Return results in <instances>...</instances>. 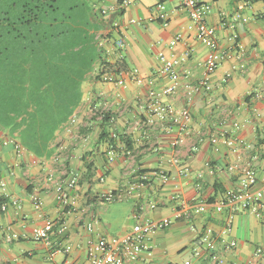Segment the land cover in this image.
I'll return each mask as SVG.
<instances>
[{"label": "crops", "instance_id": "obj_1", "mask_svg": "<svg viewBox=\"0 0 264 264\" xmlns=\"http://www.w3.org/2000/svg\"><path fill=\"white\" fill-rule=\"evenodd\" d=\"M75 1L89 22L90 34L101 32L106 39L99 49L102 58L110 62L123 59L127 64L122 71L125 82L119 85L88 75L81 102L73 112L77 125L71 131L65 123L59 128L47 158L17 150L15 141L0 127V181L4 182L0 203H6V209H0V264H43L50 257L56 262L91 264L88 239L109 241L137 222L173 219L174 209L183 202H214L225 191L239 189L244 165L257 173L254 188L261 186L264 0H201L209 6L206 21L215 30V51L220 58L210 74V90L192 95L187 134L174 148L169 145L176 134L171 122H156L146 135L141 129L148 90H159L168 81L160 71L158 53L172 56L175 69L186 75L174 94L161 99L179 109L186 104L188 86L201 78L203 60L212 48L196 37L195 26L178 0H127L125 5L124 0ZM118 38L122 46L117 45ZM131 71L143 78L141 84L127 76ZM100 111L112 120L107 121L108 128L102 126L103 131H116L123 138L114 139V146H107L106 135L99 137ZM226 137L236 138V144L227 146ZM54 154H59L57 161ZM231 164L235 169H228ZM157 169H164L170 179L163 183L151 175ZM139 170H147L149 180L129 190ZM72 174L77 184L65 206L56 198L55 184ZM108 194L116 198L105 199ZM152 203L155 207L150 208ZM229 213V209L216 212L209 204L189 219H173L149 237L147 249L125 264L185 260L218 264L193 255L206 226L213 230L226 264H264V209L236 211L231 231L222 235ZM46 221L53 223L49 240H34L32 229ZM60 224L65 226L63 231H59ZM89 224L92 232L86 228ZM12 234L16 237L9 239ZM231 239L236 245L227 249L224 242Z\"/></svg>", "mask_w": 264, "mask_h": 264}, {"label": "trees", "instance_id": "obj_2", "mask_svg": "<svg viewBox=\"0 0 264 264\" xmlns=\"http://www.w3.org/2000/svg\"><path fill=\"white\" fill-rule=\"evenodd\" d=\"M88 24L75 0H0V127L36 158L50 155L95 68V78L127 70L123 59L102 58ZM100 120L107 146L123 140Z\"/></svg>", "mask_w": 264, "mask_h": 264}, {"label": "built area", "instance_id": "obj_3", "mask_svg": "<svg viewBox=\"0 0 264 264\" xmlns=\"http://www.w3.org/2000/svg\"><path fill=\"white\" fill-rule=\"evenodd\" d=\"M179 6L186 10L188 16L195 26L196 37L202 42L208 44L212 50L208 56L203 60V74L201 78L197 79L194 83H191L186 92V104L176 109L171 104L163 102L161 99L164 96L174 94L180 85V82L186 78V75L179 74L175 69V61L172 56L166 55L163 52L158 53V59L161 64V73L167 76L168 81L159 89H149L147 94L148 106L147 114L142 120L141 129L143 134H147L148 129L154 128L156 122H171L176 127V134L169 140L171 148L176 147L183 139L184 135L188 131V123L190 121V105L192 103V95L201 93L203 91H209L211 88L210 74L216 69L220 56L215 51V30L206 21V14L209 10V6L201 0H178ZM128 3L127 0L123 1V5ZM159 8H164L162 3L157 5ZM133 21V20H131ZM180 34L176 36L178 39ZM95 40L97 46L100 48L105 42V37L101 32L95 34ZM117 45L122 46V38H118ZM125 72L118 73H105L100 77L103 80H114L115 83L121 85L124 84ZM94 75L97 74L95 68ZM127 76L132 78L138 84L143 82V78L140 77L135 71L127 72ZM155 101V103H154ZM98 119L103 117V112H98ZM112 121L111 119L109 120ZM77 125V116L75 113L71 114L65 122L66 130L71 131L73 127ZM111 137L116 138L118 132L111 131ZM81 136V135H80ZM83 138V136H82ZM215 141V138H213ZM223 142L231 147L237 142L236 138L226 137L223 138ZM59 149H63L62 145H59ZM16 149L23 151V148L16 144ZM217 150V148H216ZM54 159H59V154H54ZM236 165L231 164L228 166L229 170L235 169ZM242 180L239 189L227 190L222 196L214 202H183L179 207L173 211V219H189L194 213H199L204 208L211 204L216 212H222L225 209H229L230 213L225 219V223L220 231L222 235L228 234L232 229L233 214L236 211L256 208L264 209V172L260 177L261 186L254 188L257 184L258 177L254 168L250 165H244L240 168ZM151 175L157 176L161 182L165 183L170 179L169 174L164 169H157L151 173ZM134 182L129 185V190H135L144 186L149 180V173L138 172L134 173ZM77 177L72 174L67 178L60 179L55 184L56 198L62 205L68 204L69 192L76 187ZM4 182L0 181V186H3ZM114 194H108L105 199H115ZM16 202V201H15ZM155 207V204H150V208ZM140 209L144 208V204H140ZM0 209H6V203H0ZM172 218H162L160 220H144L135 223L129 231L115 235L111 240L106 241L102 238H90L88 239V258L91 264H125L126 261H133L137 258L140 251L147 249V241L149 237L156 231L168 227L172 221ZM53 223L46 221L41 226H35L31 231V236L36 241L47 242L49 240V234L52 231ZM64 225H59V231H63ZM87 230L92 232L93 227L87 225ZM9 239L16 237L15 234L8 235ZM199 244L193 248V255L196 258H208L218 264H226L225 258L218 253V241L210 227H204L199 235ZM223 241V239H222ZM227 249L236 245L235 240L231 239L224 242ZM69 248H64V251H68ZM257 251H260L258 248ZM8 264H15L9 262ZM43 264H70L68 260L62 262H56L50 257ZM178 264H191L190 260H185ZM230 264H236L231 262Z\"/></svg>", "mask_w": 264, "mask_h": 264}]
</instances>
